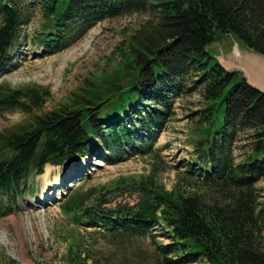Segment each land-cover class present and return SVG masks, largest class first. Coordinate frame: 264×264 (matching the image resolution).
<instances>
[{"label":"trees","instance_id":"16d2710c","mask_svg":"<svg viewBox=\"0 0 264 264\" xmlns=\"http://www.w3.org/2000/svg\"><path fill=\"white\" fill-rule=\"evenodd\" d=\"M134 12L145 18L56 105H44L48 87L0 83V115L23 114L0 130V214L30 193L46 165L91 152L117 160L138 152L150 160L146 173L62 200L70 224L102 227L110 239L146 236L153 246L147 264H264V188L257 186L264 182V94L206 51L231 36L264 55V0H0V76L35 13L28 43L54 53L96 21ZM195 89L191 151L166 188L154 179L162 162L154 143L174 118L175 100ZM240 134L245 141L235 155ZM119 188L135 200L103 206ZM72 230L58 235L63 264H96ZM158 232L169 242H157Z\"/></svg>","mask_w":264,"mask_h":264},{"label":"rangeland","instance_id":"374dc122","mask_svg":"<svg viewBox=\"0 0 264 264\" xmlns=\"http://www.w3.org/2000/svg\"><path fill=\"white\" fill-rule=\"evenodd\" d=\"M36 17L35 13L31 22L23 27L20 44L10 55L9 63L1 73L0 83H8L14 88L25 84L48 87L49 97L44 105L51 107L79 85L83 76L98 67L115 43L122 39V35L135 29L145 14L134 12L96 21L80 36H74L68 46L54 53H44L39 47L29 45V35ZM198 100L197 89L177 98L174 118L154 143L162 161V164H158L160 168L156 170L154 179L166 188L171 187L179 172L177 163L188 159V152L191 151L187 136L190 134L189 124L196 119L191 111L198 108ZM220 115L221 110L215 124L221 120ZM22 117L23 114L17 110L2 111L0 130L11 127ZM244 141L243 134L235 138V155L240 153L237 145ZM149 161L148 156L138 152L127 155L123 160H117L106 152H91L85 158L69 160L61 165H46L44 173L32 178L30 193L12 205L10 211L0 214V253L14 259L17 264H63L65 244L58 235L73 229L74 236L82 242L83 249L95 259L96 264L149 263L153 246L146 236L110 239L102 227L84 228L70 224L59 209L62 200L71 193L81 194L90 187L106 184L119 176L146 173L150 167ZM54 179L60 180L58 185H44L45 180ZM257 186L264 188V182L260 180ZM263 194L264 191H261L260 195ZM135 196L129 188L112 189L105 195L107 202L103 206L132 203ZM155 239L160 243L169 242V238L159 232Z\"/></svg>","mask_w":264,"mask_h":264},{"label":"water","instance_id":"95a60500","mask_svg":"<svg viewBox=\"0 0 264 264\" xmlns=\"http://www.w3.org/2000/svg\"><path fill=\"white\" fill-rule=\"evenodd\" d=\"M206 51L224 70L240 71L249 86L264 94L263 54L247 48L234 38L209 45Z\"/></svg>","mask_w":264,"mask_h":264},{"label":"bare ground","instance_id":"6f19581e","mask_svg":"<svg viewBox=\"0 0 264 264\" xmlns=\"http://www.w3.org/2000/svg\"><path fill=\"white\" fill-rule=\"evenodd\" d=\"M232 38H234V37H232ZM236 39V38H235ZM209 46V45H208ZM207 47V46H206ZM235 47H236V45H235ZM211 49H213V48H211ZM44 173V172H43ZM60 179V178H59ZM59 182H60V180L58 181L57 179H54V180H45V186L46 185H49V186H55V185H58L59 184ZM42 197V196H41Z\"/></svg>","mask_w":264,"mask_h":264},{"label":"crops","instance_id":"0c3cea01","mask_svg":"<svg viewBox=\"0 0 264 264\" xmlns=\"http://www.w3.org/2000/svg\"><path fill=\"white\" fill-rule=\"evenodd\" d=\"M226 38H232L231 36H229V37H224L222 40H220L219 42H222V41H224V39H226ZM216 43V42H215ZM214 43H211V44H209V45H213Z\"/></svg>","mask_w":264,"mask_h":264}]
</instances>
